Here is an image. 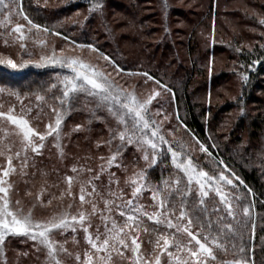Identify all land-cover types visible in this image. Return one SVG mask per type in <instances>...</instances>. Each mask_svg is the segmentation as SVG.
<instances>
[{
  "label": "trees",
  "instance_id": "trees-1",
  "mask_svg": "<svg viewBox=\"0 0 264 264\" xmlns=\"http://www.w3.org/2000/svg\"><path fill=\"white\" fill-rule=\"evenodd\" d=\"M230 1L223 0L224 4ZM10 2L11 15L14 16L10 30L14 32L17 24L23 25L22 31L28 32L25 43L32 40L33 36L38 41L43 37H51L61 46L93 53L97 57L94 59L100 69L109 73L111 76L109 78L122 90H126L131 85L135 92H147L146 90L152 89V93L149 91L147 93L154 94L160 91V86L151 79L153 76L160 79L161 85L166 84L172 89L171 92L164 89L163 101H160V97H156L149 105L153 116L159 114V117L163 118V115L167 114L171 118V122L177 126L176 129L181 138L179 142L185 143L183 147L187 148L186 150L196 152L197 143H203L209 148L213 156L210 157L202 152L198 146L199 154L191 157L198 168L209 172L210 175H218L219 171L223 170L225 175L234 179L228 170L231 169L241 178L243 184L234 180L237 187L229 186L234 205H239L236 208L237 218L243 215L242 207L246 203L251 205L252 220L249 221V227L244 231L242 238L237 236L225 243H221L222 237L218 239L219 246L215 247L216 260L222 264H234L235 261L247 259L250 262L254 261V264H264V23H262L264 0L262 2L245 0L243 7L238 10L220 8V0H209L203 15L197 12L196 20L189 21L188 32H184L181 27H171V17L174 19L184 17L182 10L171 0H144V3L151 6L153 10L150 15H147L154 17L153 25L150 27L146 24L147 16L139 15V6L143 0H127L126 2L121 0H10ZM115 8L125 11L135 22L133 33L137 44L143 36L153 34L159 36L153 42L142 43L141 48L130 55L120 43L122 34H119L116 27L109 21L112 15L111 9ZM234 11H237L241 22L226 23L220 19L224 13ZM28 20L40 24L41 29L31 28ZM232 25L240 29L236 32L232 31ZM44 27H47L49 31L44 32ZM203 28L204 36L201 39ZM177 31L183 34V38L175 37ZM53 33H59V35H53ZM80 44L95 45L125 71H118L113 67L111 60L104 59L99 53L87 48L81 49ZM178 44L183 46L185 52L183 57L177 48ZM51 47L44 49L47 56L53 53ZM11 49L15 50L17 55L20 53L29 55L24 53L19 44ZM41 51L37 52L36 49L32 55L41 54ZM219 56H225V58L218 59ZM221 61L225 63L224 67L221 66ZM144 71L149 73V77L140 74ZM67 74L69 73L65 68L56 66L26 68L20 72L0 69V89L19 92L24 103L29 106L27 109L33 111L34 115L43 108V112L50 113V119L54 121L55 114L51 112L50 105L58 104V101L51 100L55 90H49L50 85L57 84L58 88L61 87L59 80ZM244 75L248 76L247 81L243 80ZM225 81L234 84L229 90L230 94L227 92L228 97L221 101L217 90ZM37 94L44 95L45 100L40 101ZM157 101L160 103L158 104ZM90 107L93 106L90 105ZM158 107L162 108V111L156 113L155 110ZM97 115L112 120L106 112L98 111ZM89 119L92 120L91 124L88 123ZM76 125H81V130L65 136L63 144L64 149L71 145L74 152L82 151V156L71 158L70 155H65L63 158L52 139L50 152L39 156L28 155V166L21 168L20 165L21 171L17 178V188L13 191V199L17 198L19 193L25 194L24 211L28 214H34L36 208L43 210L44 214L47 213L45 210L53 209L55 211L52 213L53 217L56 214L61 215L81 209L82 203L77 199L74 204H69V208L62 206L73 200L69 198L67 183V177L72 176L71 174L74 177L76 173H79V176L83 175L84 180L81 181L85 185L84 190H92V184L85 181L96 174L98 169H92L91 172L88 171L90 167H86V172L80 169L84 168V164L88 165L86 162L92 161L91 154L96 157L99 153L108 152L109 145L105 141L110 136L109 125L105 120L92 118L88 110H78L66 115L64 131L71 132ZM4 131L5 129L0 126V151L7 145L5 141H9ZM189 132L193 135L192 138ZM117 143H119L118 140L113 142L111 146L113 150ZM212 145H219V148L214 149ZM7 146H11L12 154L19 151L22 156L24 155L22 149L9 144ZM129 153L135 155L131 156ZM140 158L141 155L135 146L131 145L118 160L123 159V164L128 166L129 171L137 166L132 163V160L137 159L139 165ZM214 158L223 159L228 169H225L223 165L214 168L212 163ZM33 160L36 161L35 167L32 166ZM69 165H75L78 172H70ZM172 165L171 157L168 156L164 164L148 169L149 176L154 182L162 183V179L169 176L174 181L177 174ZM120 172L125 174L123 170ZM248 188L252 189L251 193L248 192ZM16 192H18L17 195H15ZM106 192L107 189L104 190L103 195ZM214 199L224 217L231 222V218L226 216V210L222 209L224 204L218 197L215 196ZM99 202L106 209L103 197ZM58 206H61L60 209L57 208ZM90 208L89 205L88 209ZM181 210L178 208L176 213ZM105 215L106 212H104ZM211 216L212 219H216L215 213ZM42 217V219L46 218L44 215ZM100 217L101 215L98 218ZM253 222L255 223L254 234L251 230ZM150 226L151 228L148 229L150 235L146 234V241L149 238L153 240L155 233L151 231L153 226L151 224ZM61 242V246L67 250L61 264L64 261L67 264H80L76 257L83 254L82 237L78 244L71 235ZM11 243L14 255L12 254L10 260L7 258L8 253L5 252L4 247L0 246V264H55L51 258L47 259L46 255L42 254L44 252L39 251L34 244L24 241V238H15ZM241 245L243 251H241Z\"/></svg>",
  "mask_w": 264,
  "mask_h": 264
},
{
  "label": "snow or ice",
  "instance_id": "snow-or-ice-1",
  "mask_svg": "<svg viewBox=\"0 0 264 264\" xmlns=\"http://www.w3.org/2000/svg\"><path fill=\"white\" fill-rule=\"evenodd\" d=\"M0 10L6 11L10 18V0L9 2L0 0ZM25 18L27 19V17ZM28 24L31 28L38 30L42 27L31 20H28ZM22 28L23 25L20 24L15 26V32L20 34L19 38L21 39L24 38ZM43 31L48 32L49 29L44 27ZM79 47L81 49H90L93 52L99 53L104 59L111 60L110 56L100 51L93 44H80ZM29 55L31 54L29 53ZM111 62L113 67L117 68L118 71H125V69L119 68L114 60H111ZM31 63H33L31 59L23 60L19 64L12 59H7L6 61L0 60V64H5L7 68L13 71L24 69ZM48 66L67 68L70 70V74L63 75L62 79L59 80L60 85H62L61 87L58 88L57 84L50 85L49 90H55L53 91L51 100L58 101V104L50 105L55 117L53 122L48 123L47 131L43 133L36 131L30 124L29 119L25 118L23 114H14V109H10L7 112L0 111V117H4L15 126L14 131L23 141L25 154L22 156L19 151L14 153L16 157L21 159V168L28 166L29 156L27 152L29 150L35 155L42 154V150L46 147L45 141L48 137H52L55 146L60 150V154L63 157L65 155L63 138L70 136L72 132L80 131L82 128L81 125H76L72 128L71 132H65L63 126L66 115L78 110H88L92 118L105 120L108 123L110 136L105 143L109 145V151L113 150L111 147L113 142L119 141V143L115 144L114 154L108 160L110 166L116 163L119 170L123 159L117 161V157H123L129 146L135 145V148L141 150L146 166L140 167L139 171L129 176L130 186L134 189L132 195L133 197H137L138 194L143 193L147 189L151 194L152 200L155 201L153 206L158 208L159 211H145L142 204L134 206L131 199L127 200L124 204L117 205L115 194L112 192L113 178L116 177V173L109 171L106 177H102L101 174H94L85 183H91L93 191L96 190L97 186L101 192L107 189L109 193L106 207L108 216L110 217L114 211L118 210L120 216L126 217V220L119 227L115 220H112L111 223H103L102 227L100 224H97L95 235H93L89 231V228L92 227L91 219L86 223V217L82 213L71 215L70 217L61 215L59 218L53 217L44 222L34 220L30 213L24 214L22 209H10V185L6 178L9 177L10 172L14 171V169L12 166L13 155H9L7 158L8 168L0 176V246H5L6 237L9 234L14 237H24L35 242L34 246L38 248L46 245L49 253L53 256L55 264H60L58 260H55L57 247L55 246L53 236L56 232H64L68 229H71L73 233L79 229H83L90 248L84 252L83 259L79 256L76 257L80 261V264H123L124 260H130L131 264H153L152 258L141 252L143 242H138L137 233H131V239H129V233L125 231L126 227L131 228L133 225L136 226L137 232L143 228V222L137 216V213H140V216L154 221L155 225H162L166 229H175L177 233L182 232L187 234L198 245V250L188 247V258H181L176 253L187 246L176 241L171 245V250H169V238L159 228H153L151 231L158 235V239L155 241L156 248H160V241H163L162 252L157 255L155 249L152 251V255L155 256L154 264H161L160 256L164 253H167L168 257L165 264H171L173 261H175V264H193V258H195L194 264H222V262L216 260V255L213 252V248L209 246V243H202L200 239H197L198 234L194 233L192 228L195 226L200 229L201 232L205 233V239L207 240L210 237L213 242L221 239V237V243L230 242L232 238L237 236L242 238L244 231L249 227V221L252 220L251 205L246 203L242 207L243 215L237 218L236 208L239 205H234L222 185L237 187L234 184V180L240 181L243 184L244 182L241 178L231 169H228V165L225 164L223 159L217 160L214 158L212 161L214 168H219L220 165H223L225 169L229 170L234 179H230L228 175H225L223 170H220L218 175H210L207 171L198 170L194 166L191 157H188L186 160L182 159L181 153L174 150L172 145L165 140V137L159 133L158 128L152 124L154 116L149 109V105L152 104L156 97H160V101H163L164 96L162 92H164V89H167L168 92H171L172 89L168 88L166 84L161 85L160 79L153 76L151 79L155 81L157 86H160V91L149 94L147 97L138 98L136 94H130L120 89L104 72L98 71L93 65L86 63L83 59L74 56H64L63 54L58 57L54 51L51 56H41L39 60L35 61V67L37 68ZM133 74L135 75V73ZM140 74L144 77H149V73L146 71ZM243 80L247 81L248 76L244 75ZM129 86L131 87V85ZM0 91H3V89H0ZM9 94L15 96L21 102V113H24L25 108L21 94L11 90ZM37 98L40 101L45 100L44 95L37 94ZM160 101H157V103L159 104ZM90 105L93 107H90ZM98 111L106 112L107 116L111 117L112 120H108L105 116L97 115ZM155 111L159 113L162 111V108L158 107ZM42 112L43 108H40V111L36 113L33 119H41ZM113 121L115 122L114 124ZM91 122L92 120L89 119L88 123L91 124ZM165 144H168L167 149L164 148ZM212 147L218 149L219 145H212ZM200 148L210 157L213 156V153L203 143L200 144ZM4 152H12L11 147L6 145L0 151V155H3ZM169 154L175 168L178 170L182 169L187 176V183L184 186H181V178L179 176L176 177L174 182L170 176L163 178L162 183L160 181L154 182L149 176L148 169L158 164H164ZM129 155L134 156L135 154L129 153ZM132 163L138 165L139 161L133 159ZM35 165L36 161L33 160L32 166L35 167ZM88 171L91 172L92 169L88 168ZM104 171L105 169L101 167L100 173ZM123 171L127 172L128 170L125 168ZM72 172H78L75 165L72 167ZM73 180V176L67 177L69 186L72 185ZM194 181L198 184V188L195 191L192 187ZM245 187L247 186L245 185ZM247 190L249 193L252 192L251 188ZM213 191L226 206V216L231 218V222L220 215L221 210L217 207L214 200H206L210 192ZM196 193H198V196ZM79 199L82 203L85 201L83 187H81ZM19 203V200L15 201L16 205H19ZM178 208L182 210L179 211V215L177 216L175 213ZM96 211L98 210L93 201L89 216H91L92 212ZM99 211L101 213V220H104L105 209H100ZM212 213L216 214V219H212ZM174 220L176 221L175 223L173 222ZM143 230L148 231L147 228H143ZM251 230L254 234V222L251 224ZM148 243L151 244L153 241L149 239ZM61 250L67 251L63 248ZM225 250L227 249L225 248ZM241 251H243L242 245ZM125 252L130 254L125 256ZM114 254L115 260L113 259ZM209 257H211V261H209ZM234 264H254V261L250 262L247 259H241L235 261Z\"/></svg>",
  "mask_w": 264,
  "mask_h": 264
},
{
  "label": "rangeland",
  "instance_id": "rangeland-1",
  "mask_svg": "<svg viewBox=\"0 0 264 264\" xmlns=\"http://www.w3.org/2000/svg\"><path fill=\"white\" fill-rule=\"evenodd\" d=\"M122 2H126L127 0H121ZM208 1L209 0H171L172 3H174L175 5H177L182 12L184 13V17L181 19H174L173 17L170 18V25L171 27H181L183 29V31L188 32L189 31V21H194L197 18V12L200 15H203L204 10L207 9V5H208ZM6 2H8V0H6ZM142 2V1H141ZM259 2H262V0H259ZM245 4V0H231L230 2L224 4L223 0H220V8H225L226 10H238L239 8L243 7V5ZM225 5V6H224ZM152 8L151 6H149L148 4L143 3L140 4L139 6V15L140 16H147L150 15L152 12ZM232 13V14H231ZM111 18H110V22L116 27L117 31L119 32V34H122L120 43L123 47V49L128 52L130 55H132V53L137 52L140 48H141V44L143 43H147L148 42H153L159 35L158 34H153V35H149V36H143L142 38H140L138 40V44L135 42L137 41L135 39V35L133 33L134 29H135V22L132 21V18L130 17V15H127V13L125 11H123L122 9H111ZM8 13L4 10H0V60H7V59H12L14 62H16L17 64L22 63L23 60L26 59H31L33 60V63L29 64L28 67L26 68H37L35 67V61L39 60L41 58V56H47L46 50L44 49H48L49 46H52V51H54L56 53V55L59 57L61 54H63L64 56H74V57H78L83 59L86 63H89L91 65H93V67H95L98 71L104 72L102 69H100L98 63L96 62V60L94 59L96 56L93 53H87L83 50H74L72 48H70L69 46H61L59 43H57L53 38L51 37H43L42 39H40L39 41L34 39V36L31 37L32 40H30L28 43H25V41L27 40L28 37V32H24V38H19V33L17 32H13L10 30V27L12 26V23L14 21L13 17L11 15L10 18ZM153 18L154 17H150L147 16L146 18V24L147 26H152L153 25ZM220 19H222L223 21H225L226 23L228 22H233V23H239L241 22L240 19L238 18V13L237 11L234 12H230V13H224L222 16H220ZM240 29V27L232 25L231 26V30L235 31ZM203 31V33H201V39L202 36H204V28L201 29ZM242 30V28H241ZM48 34V33H47ZM53 35H57L56 33H53ZM175 37H181L183 38V34L179 33L178 31L175 33ZM5 41H7V43H5ZM41 41H43V43H41ZM18 44L20 45L21 49L24 50V53H30L31 55H25V54H18L16 53L15 50L11 49V47H16L18 46ZM35 48V49H34ZM43 48V51H41ZM177 48L179 49V52H181V57H183L184 55V51H183V46L182 44H178ZM37 49L38 51H41V54H33V51ZM33 50V51H32ZM51 56V55H50ZM97 58V57H96ZM225 56H219L218 59H224ZM181 60H183V58H181ZM225 63L221 61V66L224 67ZM54 67V66H52ZM21 69V70H15L17 72L23 71L25 70ZM0 69L2 70H7V71H12L15 72L9 68H7V66L5 64H0ZM66 71H68V73L70 74V70L65 68ZM108 77H111L109 75V73H107L106 71L104 72ZM232 84H234L233 82H223L221 84V86L218 87L217 93L220 96V100L223 101L225 98L228 97V93L229 90H231V86ZM121 89V88H120ZM142 89V88H141ZM146 90V89H145ZM125 92H128L130 94H136L138 98L140 97H147L148 96V90H146L147 92H135V90L131 87H127L126 90H123ZM10 91H0V111H9L10 109H14V114L16 115H25V118L29 119L30 124L36 129V131L39 132H45L47 131V125L50 122H53L50 119V116L48 113L42 112L41 113V119L36 120L33 119V117L35 116L33 111H29L27 108L29 107L27 103H24L23 101V105L25 108L24 113H21V102L17 101L15 96H12L9 94ZM153 90L151 89L149 91V93H152ZM228 92V93H227ZM230 94V93H229ZM155 110V109H154ZM255 110H257V108H255ZM52 112V111H51ZM152 124L158 128L159 133L161 135H163L165 137V140L168 141L169 144L172 145L173 149L180 152L181 153V158L182 159H187L188 157H195L199 154L200 150L202 151V149L200 148V144H198L197 146V151L193 152L191 150H186L187 148H184L183 146L185 145V143H180L179 140L181 139L179 137V134L177 132L176 129V125L174 123L171 122V118L166 115H163L162 117H159V114H157L156 116H154V119L152 121ZM0 126L3 127L5 129V135H7V138L9 139V141H5L6 144L8 145H12L13 147L16 146V148L18 147V149H22V151L25 154V150L23 148V141L21 139V137L14 131L15 126L11 124L10 121H7L4 117H0ZM190 134V132H189ZM191 138L193 135H191ZM64 139V138H63ZM194 139V138H193ZM192 139V140H193ZM195 140V139H194ZM193 140V141H194ZM46 143V147L45 149L42 150V153H48L49 149L52 146V137H48L45 141ZM64 145V144H63ZM135 146V145H134ZM11 147V146H10ZM71 145H68V147L66 146L64 149V153L65 155H70L71 158H78L79 156L83 155L82 151H78L75 150L73 147H71ZM168 144L164 145V148L167 149ZM183 147V149H182ZM70 148V149H69ZM196 148V147H195ZM139 155H141V163L137 166H135L133 169L125 172V174H122V170H124L125 168H127L128 166L124 165L123 163L120 164V168L119 170L117 169V165L116 163L111 164V166L108 163L109 158L114 154V150L106 152V153H99L97 154V156H93L91 154V157H93L92 161L90 162H86L88 165L84 164V168L80 169V171L82 172H86V167H90L91 169H95L97 168V172L96 174H101L102 177H106L107 173L109 171L111 172H115L116 173V177L113 178V183L114 186L112 187V192L115 194V198H116V204L117 205H121L126 203L127 200H133V205H137V204H142L144 206V210L148 211V212H157L159 211L158 208L154 207L153 205L155 204V201L152 200L151 194L150 192L145 189L143 191V193L138 194L137 197H133L132 193L134 191V189L130 186L131 182L129 180V176H131L134 172L139 171L140 167H144L142 164H145V162L143 161V154L141 152L140 149H137ZM50 152V151H49ZM203 152V151H202ZM9 155H13V160H12V166L14 171L10 172V175L7 179L8 184L10 185V189H9V197H10V209L11 210H16L17 208L22 209L24 214H28L26 211H24V201L26 199V195L25 194H21L19 193L18 197L13 199V191L16 190L17 188V178L18 175H20L19 171H21V169L19 168L21 165L20 158L16 157L14 154H12L11 152H4L3 155H0V176H2V172L4 170H6L8 168V156ZM27 155H35L33 153H31V151L29 150L27 152ZM42 155V154H40ZM64 155V156H65ZM39 156V155H37ZM63 156V158H65ZM170 156V154H169ZM18 159V160H17ZM119 157H117V161ZM80 161V160H79ZM83 162V161H82ZM18 164V165H17ZM124 165V166H123ZM74 165H69V171L72 172V167ZM175 173L177 174L175 176V179L177 176H179L181 178V186H184L187 183V176L186 174L183 172V170H178L175 168L174 165H172ZM194 166L198 169L201 170L200 168H198V166L194 163ZM101 167H103L105 169V171L103 173H100V169ZM128 170V168H127ZM203 171V170H201ZM73 176V174H71ZM76 177H74L75 179L72 182L71 186H68L69 188V193H70V197L72 200V202L70 203L69 201L64 203V205L62 206H69L74 204L76 201L75 199H77V201H79L80 203H82L79 199L80 195H81V187H85L84 183L81 180H84L83 175L79 176V173H76L75 175ZM79 182V184H78ZM174 182V181H173ZM80 185V186H77ZM230 185H222V187L224 188V190L229 194V198L232 199V193L230 191L229 188ZM193 190L195 191L196 188H198V184L195 183V181L192 184ZM15 189V190H14ZM104 192H101L100 188L97 186L96 190L93 191L92 190H84V195H85V201L82 203V208L78 209V211H70V213H66V214H61L64 216H71V215H79V214H84L86 217V223L89 219H91L92 222V227L89 228V231L93 233V235H95V229H96V225L100 224L101 227L103 225V223H111L112 220H115L117 222V226L119 227L120 225L123 224V222L126 220V217H122L119 214V211L116 210L114 211L111 216L109 217L107 214V211L105 209L106 215H105V219L101 220V217L98 218L101 213H100V209H104V207H102L101 205V198L103 197V200L105 201V206L107 207V200L109 199V193L108 191L106 192L105 195H103ZM18 192L15 193V195H17ZM198 196V193H196ZM218 197L219 196L213 191L210 192L209 197L206 198V200H214V197ZM19 200L20 203L19 205L15 204V201ZM220 200V199H219ZM95 202L96 204V209L98 211L96 212H92L91 216H89V213L91 211V208L88 209V206H92V202ZM222 202V201H221ZM78 203V202H77ZM223 203V202H222ZM234 203V202H233ZM215 204L217 205V201H215ZM61 206H58L57 208L60 209ZM218 207V206H217ZM224 207V208H223ZM222 207V209L226 210V206L224 205ZM69 208V207H68ZM220 210L221 208L218 207ZM66 209V208H64ZM47 211V213H43V210H39L38 208H36L34 210V214L30 213L34 220H38L41 222L47 221L53 217L59 218L61 215L60 214H56L52 217V213L55 212L53 211V209H47L45 210ZM42 215H44L46 218L42 219ZM175 215H179V213H175ZM220 215L224 216L223 212L220 211ZM137 216L140 217V219L143 222V228H151L150 224L153 226V228H159L161 230V232L167 236L169 238L170 241V248L169 250H171V245L178 241L180 242L182 245H186L187 247H183V249L176 253L177 256L181 257V258H188V247L193 248L194 250H198V245H196L195 240H193L191 237L187 236V234L184 233H177L175 231V229H166L164 228L162 225L158 226L155 225L154 221L149 220L147 217H142L140 216V213H137ZM101 221V222H100ZM174 223L176 222L175 220L173 221ZM186 223V221H185ZM143 228L137 232V228L135 225H133L131 228L126 227L125 231L129 233V239H131V233H137L138 236V242H143L142 246H141V252L143 254H146L147 256L152 258L153 264H154V260H155V256L152 255V251L153 249H155L157 255L163 251L162 245H163V241H160L161 247L160 248H156V244L155 241L158 239V235L157 233H154L153 235V243L149 244L148 241H146L145 236L146 234H149V231H144ZM192 231L194 233H197V239H200L202 243L204 242H208L209 246L213 248V252L215 253V250L217 246H219V242L217 241H211V238L208 237L207 240L205 239V233L201 232L200 229L198 230L195 226L192 228ZM73 236L75 237L76 243H79L80 237H82L83 240V254L84 252L90 248V246L87 244V240H86V233L84 232L83 229H79L77 232L73 233L71 229H68L64 232H56V234L53 236V240L55 242V246L57 247V253L55 255V260H58L61 264L62 260L64 259V255L66 254V251H62L61 248H63L61 246L63 239H65L68 236ZM150 235V234H149ZM15 238H24V237H20V236H12L11 234H9L8 237H6V244L5 246H1L4 247L5 252L8 253L7 258H12V256L14 255V253H12L11 247H13L11 241ZM150 239V238H149ZM24 241H27L30 244H34L35 242L24 238ZM10 242V243H9ZM37 249H39V251H43L44 253H42L43 255H46L47 259H52V261L54 262L53 256L49 253V250L47 248V246H40L39 248L36 247ZM64 249V248H63ZM13 254V255H12ZM80 255L81 259L84 258V256ZM130 253L125 252V256H128ZM101 255H103V253H101ZM113 259L115 260V254L113 256ZM161 259V264H165V262L168 260L167 257V253H164L162 256H160ZM194 259L193 258V264H194ZM209 261H211V257H209ZM63 264H67L66 261H64ZM123 264H131L130 260H124ZM171 264H175V261L171 262Z\"/></svg>",
  "mask_w": 264,
  "mask_h": 264
}]
</instances>
